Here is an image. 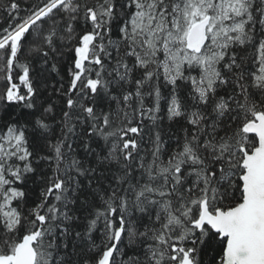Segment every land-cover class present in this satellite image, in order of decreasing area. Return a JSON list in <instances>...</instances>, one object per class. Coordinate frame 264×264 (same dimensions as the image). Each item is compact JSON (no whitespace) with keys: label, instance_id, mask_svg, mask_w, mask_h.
I'll return each instance as SVG.
<instances>
[{"label":"snow or ice","instance_id":"obj_1","mask_svg":"<svg viewBox=\"0 0 264 264\" xmlns=\"http://www.w3.org/2000/svg\"><path fill=\"white\" fill-rule=\"evenodd\" d=\"M0 13V264H264V0Z\"/></svg>","mask_w":264,"mask_h":264},{"label":"trees","instance_id":"obj_2","mask_svg":"<svg viewBox=\"0 0 264 264\" xmlns=\"http://www.w3.org/2000/svg\"><path fill=\"white\" fill-rule=\"evenodd\" d=\"M4 2V0H0V4H2ZM0 15H2V13H0Z\"/></svg>","mask_w":264,"mask_h":264}]
</instances>
